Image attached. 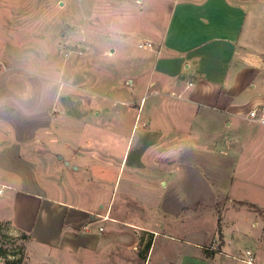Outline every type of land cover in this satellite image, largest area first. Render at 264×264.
I'll use <instances>...</instances> for the list:
<instances>
[{"label":"rangeland","instance_id":"rangeland-1","mask_svg":"<svg viewBox=\"0 0 264 264\" xmlns=\"http://www.w3.org/2000/svg\"><path fill=\"white\" fill-rule=\"evenodd\" d=\"M138 3L0 0V182L15 187L0 199L12 195L14 223L30 222L36 238L0 222V248L10 253L0 264H142L139 252L152 238L150 264H167L177 246L193 251L191 242L218 237L224 207L264 208V129L220 148L198 137L194 146L187 130L159 128L155 90L135 84L152 66L137 37L155 38L149 21L161 24L171 3L158 12ZM58 202L84 212L61 213ZM227 213L229 224L242 222L243 210ZM62 214L68 224L54 228ZM249 226L247 233H258ZM51 232L61 240L93 238L63 254L48 246L58 244L39 242ZM95 238L106 243L97 255ZM118 252L130 260L109 259Z\"/></svg>","mask_w":264,"mask_h":264},{"label":"crops","instance_id":"crops-1","mask_svg":"<svg viewBox=\"0 0 264 264\" xmlns=\"http://www.w3.org/2000/svg\"><path fill=\"white\" fill-rule=\"evenodd\" d=\"M165 1L171 3L165 20L161 24L149 21L152 28L158 29V35L152 38L153 40L137 37V43L150 41L154 47L152 50H143L146 52L145 58L152 60V66L149 74L141 76L135 83L137 86L139 83L142 84L145 93L150 89L155 90L152 107L156 106L161 131L180 135L187 130L188 135L193 137V143L198 137L204 141L215 142L220 148H230L238 142H244L254 132L255 127L264 129V126L250 123L245 118L251 109L264 106V0H137L142 10L147 7L153 12L160 11V5ZM132 37L136 36L128 34L124 38L132 39ZM111 52L114 53V49H111ZM138 100V111L141 108L144 110L145 104L142 106L144 98L140 97ZM168 127L169 130H166ZM142 133L147 139L146 132ZM158 137L162 139L163 135ZM201 144L204 145V142ZM138 163L136 156L134 167L139 165ZM15 173L17 172L13 170L12 174ZM2 177L0 176V179H4ZM10 185L0 182L2 190L0 196L5 194L4 189L14 190L15 187ZM23 194L44 201L41 199L42 196L31 191ZM226 196L232 201L228 195ZM10 198L12 195L0 199V222H9L15 231L31 235V242L34 243L36 238H33V233L30 231V222H23L19 226L14 223L9 206ZM58 203V207L64 208L61 213L83 214L84 212L83 208L65 202ZM215 203L216 201L213 205ZM239 203L245 204V202ZM239 203L238 206L224 207L217 232L218 237L203 245L201 242H191L189 246L194 249L193 251H184L183 247L177 246L174 251L171 250L174 253V257L172 256L174 261H166V263L264 264V208L255 205L254 208L239 207L243 206ZM49 208L53 212L58 210ZM211 208L214 210L215 207ZM230 208L238 213L243 210L241 223L227 222L225 218ZM60 218L59 222H54V228L58 224L59 227L63 223L68 224L67 220L63 219L64 214ZM244 224L247 228L250 225L251 229H258L259 234L247 233ZM230 226L233 230L227 233ZM52 233L44 238H38L39 242L58 244V247L48 246L65 250L63 254H69V250L77 251L93 238V236L86 238L70 236L61 240L54 238ZM207 234L211 236V232ZM164 236L167 237L165 234ZM173 239L187 244V241L174 237ZM102 240L105 241L104 238ZM102 240L95 238L94 241L98 246H103L106 243L104 244ZM214 242L218 243L216 247ZM153 243L154 238L150 241L148 251L139 252L142 264H150L152 257L150 250ZM98 246L94 250L95 255L100 251ZM217 255H225L226 258L218 259ZM108 256L109 259L121 256L122 259L130 260L128 257L130 253L127 252ZM227 258L230 261H227Z\"/></svg>","mask_w":264,"mask_h":264},{"label":"built area","instance_id":"built-area-1","mask_svg":"<svg viewBox=\"0 0 264 264\" xmlns=\"http://www.w3.org/2000/svg\"><path fill=\"white\" fill-rule=\"evenodd\" d=\"M154 44L150 41H142L137 44V48L140 50H152ZM246 120L250 123L264 126V106L251 109L245 116ZM2 190L0 189V193Z\"/></svg>","mask_w":264,"mask_h":264},{"label":"trees","instance_id":"trees-1","mask_svg":"<svg viewBox=\"0 0 264 264\" xmlns=\"http://www.w3.org/2000/svg\"><path fill=\"white\" fill-rule=\"evenodd\" d=\"M240 205H245L243 203H240ZM251 208H254L253 205H251ZM263 217H264V213H263ZM23 240H27L28 237L23 235L22 236ZM150 248V243H147L146 245V251H148ZM8 255H10L9 251H7L6 249L0 248V257L4 258L7 257ZM6 264H22V258L17 259L16 261H6Z\"/></svg>","mask_w":264,"mask_h":264},{"label":"water","instance_id":"water-1","mask_svg":"<svg viewBox=\"0 0 264 264\" xmlns=\"http://www.w3.org/2000/svg\"><path fill=\"white\" fill-rule=\"evenodd\" d=\"M66 165H68V162H64Z\"/></svg>","mask_w":264,"mask_h":264}]
</instances>
